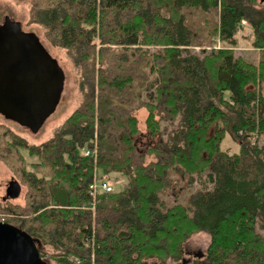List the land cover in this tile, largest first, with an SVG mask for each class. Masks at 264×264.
I'll return each mask as SVG.
<instances>
[{
	"label": "trees",
	"instance_id": "16d2710c",
	"mask_svg": "<svg viewBox=\"0 0 264 264\" xmlns=\"http://www.w3.org/2000/svg\"><path fill=\"white\" fill-rule=\"evenodd\" d=\"M29 5V24L77 70L80 103L39 146L0 136L26 187L24 208L2 199V222L47 264H184L199 233L208 264H264V2ZM227 136L237 152L221 149ZM95 146L96 160L85 155ZM19 151L39 164L26 170ZM95 174L126 185L93 199Z\"/></svg>",
	"mask_w": 264,
	"mask_h": 264
},
{
	"label": "water",
	"instance_id": "95a60500",
	"mask_svg": "<svg viewBox=\"0 0 264 264\" xmlns=\"http://www.w3.org/2000/svg\"><path fill=\"white\" fill-rule=\"evenodd\" d=\"M64 80L39 38L6 17L0 24V116L37 134L55 112ZM20 191L18 182L11 180L5 199H16ZM0 264L47 263L26 234L0 222Z\"/></svg>",
	"mask_w": 264,
	"mask_h": 264
},
{
	"label": "rangeland",
	"instance_id": "374dc122",
	"mask_svg": "<svg viewBox=\"0 0 264 264\" xmlns=\"http://www.w3.org/2000/svg\"><path fill=\"white\" fill-rule=\"evenodd\" d=\"M28 1H20V0H0V24L3 20L8 17L12 21L18 22L21 24L23 30L25 32L34 33L51 55L53 59H55L62 69L64 73V88L61 95L60 102L55 110V112L45 121L41 130L37 134H32L28 129L20 127L14 122L7 121L3 117L0 116V136L6 134H10V137H7V142L12 141L13 137L16 139L24 140L30 146H39L43 142L47 141L53 134L54 130L61 124L63 121L77 108L80 103V94L78 92L77 82H78V72L75 69L74 65L67 58L65 51L61 49L54 48L45 36V32L38 25L29 24V9H30V0ZM250 31L245 28L238 35V40L241 44L244 43V38L250 36ZM243 40V41H242ZM209 44H204L203 47H194L191 48L194 52L198 53L202 50L209 51L211 49H219L221 48V44L216 42L213 44V48L208 47ZM243 46V45H242ZM251 51V50H250ZM250 51H246V49H237L235 50V54L237 57H244L246 54H250ZM253 52V51H252ZM255 53V52H254ZM247 56V55H246ZM249 60H253V58L249 57ZM134 115L139 120V128L141 130L144 129L143 121L146 116L144 110L135 111ZM142 143V142H141ZM141 147V146H140ZM4 147L0 148V222L5 217V210L3 207L5 206L3 202V198L5 197V191L8 183L11 180H15L21 186V191L19 196L14 200H7L6 205H13L17 207L24 208L25 199L24 195L26 193V187L22 184V181L16 175L18 166L16 163L15 156L8 158L3 163L2 158L6 157V154L3 152ZM221 149L224 151H228L229 153H235L238 150L236 144H234L231 139L227 136L224 142L222 143ZM23 155V160L27 163V168L30 166L33 169V166L39 164V160L37 158L29 157L28 153L25 151H19ZM11 160L14 165L13 167H8L7 162ZM110 184L114 188V190L121 189L126 185V181L122 178L117 177L116 175H111ZM198 189V188H196ZM95 205V203H94ZM9 209V208H7ZM6 209V212L8 210ZM91 211L94 213V206L91 207ZM6 218V217H5ZM5 220V219H4ZM210 238L207 234L199 233L194 235L186 244V252L187 256H185L184 260H188L190 258L197 259L199 255L204 256V252L206 251L209 245ZM50 261V260H49ZM151 262V261H150ZM51 264H54L53 261ZM150 264H153L151 262ZM200 264H208L206 261L201 260Z\"/></svg>",
	"mask_w": 264,
	"mask_h": 264
},
{
	"label": "built area",
	"instance_id": "2783aa9c",
	"mask_svg": "<svg viewBox=\"0 0 264 264\" xmlns=\"http://www.w3.org/2000/svg\"><path fill=\"white\" fill-rule=\"evenodd\" d=\"M85 155L86 156H89V157H92L94 160H96V157H97V150H96V146L94 147L93 150H88L85 152ZM90 196L94 199L96 198V196L99 194V193H106V194H109V193H112L114 190H113V187L111 186L110 184V181H107L106 179L104 180H98L96 174L94 176V180H93V183L91 184L90 188ZM95 201H93L94 203Z\"/></svg>",
	"mask_w": 264,
	"mask_h": 264
},
{
	"label": "flooded vegetation",
	"instance_id": "af4514ba",
	"mask_svg": "<svg viewBox=\"0 0 264 264\" xmlns=\"http://www.w3.org/2000/svg\"><path fill=\"white\" fill-rule=\"evenodd\" d=\"M186 256H187V252H186ZM188 257V256H187ZM199 260L203 259V256L202 255H199L198 256ZM194 259L193 258H190L188 260H183V263L184 264H190ZM201 263V262H200Z\"/></svg>",
	"mask_w": 264,
	"mask_h": 264
},
{
	"label": "bare ground",
	"instance_id": "6f19581e",
	"mask_svg": "<svg viewBox=\"0 0 264 264\" xmlns=\"http://www.w3.org/2000/svg\"><path fill=\"white\" fill-rule=\"evenodd\" d=\"M86 151H87V150H86ZM86 151H85V152H86ZM113 190H114V188H113Z\"/></svg>",
	"mask_w": 264,
	"mask_h": 264
}]
</instances>
